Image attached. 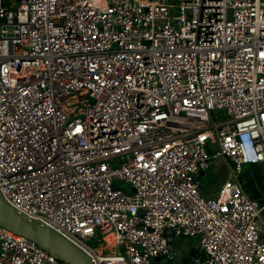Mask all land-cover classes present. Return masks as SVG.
<instances>
[{"label":"built area","instance_id":"1","mask_svg":"<svg viewBox=\"0 0 264 264\" xmlns=\"http://www.w3.org/2000/svg\"><path fill=\"white\" fill-rule=\"evenodd\" d=\"M246 164H264V0H0V194L92 264L168 259L165 230L197 264H264ZM0 264L68 263L0 226Z\"/></svg>","mask_w":264,"mask_h":264},{"label":"water","instance_id":"2","mask_svg":"<svg viewBox=\"0 0 264 264\" xmlns=\"http://www.w3.org/2000/svg\"><path fill=\"white\" fill-rule=\"evenodd\" d=\"M217 160H219V158H217ZM202 174H204V171L200 172L199 176ZM196 182L198 183V178ZM140 214L142 215V212ZM0 226L14 234L24 236L34 241L38 246L68 264H92V261L84 252L65 238L40 224L30 221L12 209L2 198L1 194ZM164 234L166 236L167 248L169 251L168 259L163 261L160 257H157L154 259L153 264H177L176 260L172 258L171 252V240L173 236L169 230H165ZM188 259L190 264H197L193 248L189 251Z\"/></svg>","mask_w":264,"mask_h":264},{"label":"rangeland","instance_id":"3","mask_svg":"<svg viewBox=\"0 0 264 264\" xmlns=\"http://www.w3.org/2000/svg\"><path fill=\"white\" fill-rule=\"evenodd\" d=\"M249 166V164L244 165L243 166V170H242V177H244L245 179H243L246 190L248 183L252 184V183H257L258 182V176H259V172L254 173L252 172L253 170H244ZM227 166L226 164L222 161L221 164H215L214 160L211 161L210 166L204 171V174H202L201 176L198 177V183L201 185L202 187V192L203 193H207V194H213L221 185V183L225 180V178L227 177ZM242 181V179H241ZM242 181V182H243ZM112 187L114 189H119L121 188L122 190H124L125 192L131 193V188L129 186L128 183H125L124 181H120V180H114L112 183ZM264 214V212H263ZM84 243L96 250V251H100L102 250V245L103 242L101 240V237L99 235L91 237L89 239L84 240ZM189 243L187 242V240L183 237H174L173 238V242H172V251L175 253L174 254V258L178 261L181 260V257L183 256V254L181 255L182 252L186 251L188 249V245ZM102 253L106 254L108 253L107 250L102 251ZM163 259L166 260L167 258L165 256H163Z\"/></svg>","mask_w":264,"mask_h":264},{"label":"crops","instance_id":"4","mask_svg":"<svg viewBox=\"0 0 264 264\" xmlns=\"http://www.w3.org/2000/svg\"><path fill=\"white\" fill-rule=\"evenodd\" d=\"M214 163L215 164H221V162L219 160H217V158L214 159ZM247 165V164H246ZM244 166V165H243ZM242 170H243V167H242ZM244 170H253L252 172L256 173L259 172V176H258V182L257 183H252V184H249L248 183V186H247V189H248V193L250 194L251 197H253L254 199L258 200L259 202L263 203L264 202V184H263V170H264V164H256V165H249L246 169ZM244 178V177H243ZM245 179V178H244ZM202 188V187H201ZM205 195L207 196H211L213 194H207V193H204ZM174 238V237H173ZM173 242V239L171 240V244ZM189 244L188 245H191V248L190 246H188L189 248V251L194 247L193 245V242L192 241H187ZM102 250L101 251H104L105 250V246H102ZM107 252L108 253H111V251L113 250L112 248H106ZM189 251L188 253L186 254H183L182 256V259H185V258H188V254H189ZM163 261H166L164 260L163 258H161ZM189 260V259H188Z\"/></svg>","mask_w":264,"mask_h":264},{"label":"trees","instance_id":"5","mask_svg":"<svg viewBox=\"0 0 264 264\" xmlns=\"http://www.w3.org/2000/svg\"><path fill=\"white\" fill-rule=\"evenodd\" d=\"M263 174H264V170H263ZM195 253H196V249H194ZM182 264H190L188 258H185L182 260Z\"/></svg>","mask_w":264,"mask_h":264},{"label":"bare ground","instance_id":"6","mask_svg":"<svg viewBox=\"0 0 264 264\" xmlns=\"http://www.w3.org/2000/svg\"><path fill=\"white\" fill-rule=\"evenodd\" d=\"M110 237H108V239H109Z\"/></svg>","mask_w":264,"mask_h":264}]
</instances>
